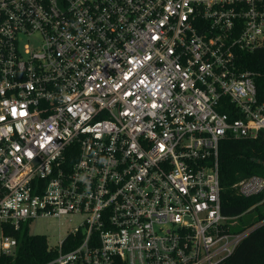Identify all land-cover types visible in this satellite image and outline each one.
Returning <instances> with one entry per match:
<instances>
[{
    "label": "built area",
    "instance_id": "obj_1",
    "mask_svg": "<svg viewBox=\"0 0 264 264\" xmlns=\"http://www.w3.org/2000/svg\"><path fill=\"white\" fill-rule=\"evenodd\" d=\"M259 80L264 0H0V254L78 216L45 264H225L253 227L219 146L264 142Z\"/></svg>",
    "mask_w": 264,
    "mask_h": 264
},
{
    "label": "trees",
    "instance_id": "obj_2",
    "mask_svg": "<svg viewBox=\"0 0 264 264\" xmlns=\"http://www.w3.org/2000/svg\"><path fill=\"white\" fill-rule=\"evenodd\" d=\"M257 64L250 63L247 67L255 69ZM259 81L258 89L264 99V80ZM219 154L222 212L231 216L243 215L241 228L237 230L253 227L225 264H264V192L244 196L234 187L236 182L252 174L264 176V142L226 138L220 142ZM259 222L263 223L255 227ZM14 235L20 241L17 253L0 254V264H45L54 256L46 235L27 230Z\"/></svg>",
    "mask_w": 264,
    "mask_h": 264
},
{
    "label": "rangeland",
    "instance_id": "obj_3",
    "mask_svg": "<svg viewBox=\"0 0 264 264\" xmlns=\"http://www.w3.org/2000/svg\"><path fill=\"white\" fill-rule=\"evenodd\" d=\"M242 216V217H241ZM236 219L238 224L234 227L235 229L241 228L240 221L243 220V215H241ZM79 220L78 216H75L73 219V223H66L62 226L59 224L58 218L54 217H43L39 219H35L30 224V233L33 234H44L47 236L50 244H55L58 242L60 236H64L66 230L68 228H72L77 224ZM263 222H259L255 224L256 226H260Z\"/></svg>",
    "mask_w": 264,
    "mask_h": 264
}]
</instances>
